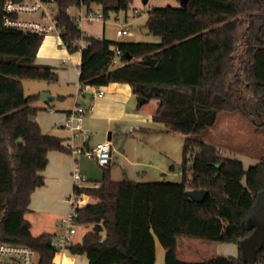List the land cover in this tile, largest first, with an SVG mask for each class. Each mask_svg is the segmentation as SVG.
<instances>
[{"label":"trees","instance_id":"16d2710c","mask_svg":"<svg viewBox=\"0 0 264 264\" xmlns=\"http://www.w3.org/2000/svg\"><path fill=\"white\" fill-rule=\"evenodd\" d=\"M6 1L0 0V243L27 245L38 251L39 264H53L55 235H33L26 214L32 193L45 182L48 153L72 148L32 119L41 108L34 104L37 94H25L23 80L55 82L59 72L36 62L44 34L3 24ZM55 1L63 44L75 52L82 30L69 8L80 0ZM86 1L99 4L107 18L112 11L128 10L133 0ZM145 27L160 40L85 36L79 79L94 86L128 83L137 97L156 100L153 121L186 136L182 180L116 181L103 167L99 187L74 186L77 196L98 201L75 210L78 219L109 221L110 236L102 239L93 231L68 249L86 254L90 264H155L159 239L165 264H247L240 248L238 256L186 261L178 256V245L182 238H199L239 247L251 234L245 221L258 204L264 217V155L246 169L243 161L196 138L216 125L222 111H239L256 126L264 117V0L154 6ZM147 55L159 60L144 64ZM244 92L249 104L242 102ZM190 189L209 193L197 202L185 194ZM254 256V264H264V244Z\"/></svg>","mask_w":264,"mask_h":264},{"label":"crops","instance_id":"0c3cea01","mask_svg":"<svg viewBox=\"0 0 264 264\" xmlns=\"http://www.w3.org/2000/svg\"><path fill=\"white\" fill-rule=\"evenodd\" d=\"M72 9L76 13H70L71 15L79 14V7H70L69 11ZM94 22H87L88 26ZM97 22L105 24L106 21ZM87 23L82 24V31L86 36L110 39L104 28L98 34H91L86 27ZM44 39L36 62L53 66L59 72L58 80L48 82L24 79V92L26 95H38L34 104L41 109L32 119L39 123L45 133L63 138L64 145L70 146L72 152L53 150L48 153V164L42 172L45 182L32 193L30 211L26 218L31 223L33 235L50 233L57 236L61 219L71 208L72 198H82L84 202L81 207L98 201L87 194H75L72 176L74 169L78 168L86 178L85 186L91 187V184L98 183L103 178L104 168L94 158L75 153V148L91 149L99 142L110 140L112 158L108 167L113 180L160 181L171 178L173 174L176 177L179 175L171 163L182 159L183 147L177 140V135L184 138L186 136L168 129L163 123L154 122L152 117L158 102L156 101L153 109L145 110V103H139L128 83L82 85L79 79L82 50L70 52L63 44L60 34L54 36L49 33ZM44 91L52 98L44 101L41 96ZM98 91H103V95L99 96ZM76 106H82L87 112L82 119V129L72 133L65 126V122L69 112ZM172 137H175V143ZM31 215L34 219L29 217ZM182 239L179 240V245ZM158 240L155 243V264H165L166 252ZM235 249L231 256L239 255L238 245ZM53 264H90V261L86 254L72 253L69 249H64L56 252Z\"/></svg>","mask_w":264,"mask_h":264},{"label":"rangeland","instance_id":"374dc122","mask_svg":"<svg viewBox=\"0 0 264 264\" xmlns=\"http://www.w3.org/2000/svg\"><path fill=\"white\" fill-rule=\"evenodd\" d=\"M168 4L178 8L181 6L180 0H148L146 3L144 0H133L128 10L110 12L109 16L106 18L105 24L94 22L92 25L88 26L89 24L87 23L86 27L92 32L91 34H98L99 31H103L104 28L105 34H107L111 40L116 41H129L130 39H133V41H159L160 37L151 34L145 27L148 12L154 6H165ZM94 8L102 9L98 4H95ZM69 13L75 14L76 10L72 9ZM126 23L131 25L129 26L128 24L130 31L128 30L127 33L121 36L118 35L117 30L120 24ZM52 34L55 36L56 33ZM242 95V102L249 104L250 95L246 92ZM155 105L156 100H150L148 103L144 104V108L145 110H150L153 109ZM257 121L258 126L254 125L250 121V118L244 116L239 111H222L218 114L216 125L211 129L202 131L196 138L215 145L222 151L224 156L237 158L243 161L247 169L251 165L260 162L259 160L264 155V117L259 118ZM177 136V140H179V143H181L183 147L185 138L180 135ZM172 138L175 143V137ZM182 159L171 163L175 166L179 175L176 177L173 174L170 176L171 178H167V180L176 182L182 180ZM163 180L164 179H162V181ZM254 210L255 211L252 212L250 217L246 219V226L253 227L264 219L262 215L263 207L260 204H258ZM29 217L33 218L34 216L31 215ZM59 227L60 231L56 235L62 231L61 222ZM35 231L37 232V230ZM182 240L183 241L179 245V256L181 259H186L187 261H197L218 254L230 255L232 250H236V244L234 243H223L199 238H183Z\"/></svg>","mask_w":264,"mask_h":264},{"label":"built area","instance_id":"2783aa9c","mask_svg":"<svg viewBox=\"0 0 264 264\" xmlns=\"http://www.w3.org/2000/svg\"><path fill=\"white\" fill-rule=\"evenodd\" d=\"M92 4H89L86 0H80V4L77 6L80 12L74 18L81 30L84 22L106 21L102 9H96ZM4 9L3 24L5 26L44 35L53 32L61 34V29L56 23L58 6L55 0H22L16 2L7 0ZM128 30L130 31V28L127 23L120 24L117 34L121 36L127 33ZM85 36V33L82 31L80 40L74 43L79 49L87 46ZM116 49L118 50L117 47ZM118 59H115V61L118 62ZM97 94L101 96L103 95V91H98ZM86 112L87 110L82 106H76L69 112L65 126L72 133L81 130L82 119ZM74 151L75 153H83L94 158L102 167H108L112 158V144L110 140L99 142L91 149L75 148ZM74 170L72 176L75 186H85L86 178L80 173L81 171L78 168ZM91 186L99 187V183L95 182ZM83 202L84 200L80 197L71 199V208L61 220L62 231L53 240L58 251L68 249L69 246L80 241L82 242L93 231H97L103 237L102 239L110 235L109 221L104 218L95 220L78 219L75 209L77 206L81 207ZM0 264H39V254L38 251L24 244L1 242Z\"/></svg>","mask_w":264,"mask_h":264},{"label":"water","instance_id":"95a60500","mask_svg":"<svg viewBox=\"0 0 264 264\" xmlns=\"http://www.w3.org/2000/svg\"><path fill=\"white\" fill-rule=\"evenodd\" d=\"M188 0H180L181 5H185ZM144 2H148V0H144ZM132 58V56H129ZM159 59L154 58L150 55H147L142 63L148 65H155ZM42 99L45 101L47 99L52 98L47 92H42L41 94ZM139 103L144 104L149 100L145 97H138ZM164 181H168L164 179ZM185 194L190 198L194 199L197 202H202L207 194L209 193L206 189H190L189 191L186 190ZM251 229V234L244 238L241 243L239 244V248L241 249V256L244 262L247 264H254L257 260L254 256V253L264 244V219L254 225L253 227H249Z\"/></svg>","mask_w":264,"mask_h":264}]
</instances>
